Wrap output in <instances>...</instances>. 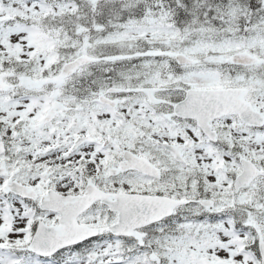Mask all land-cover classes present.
Wrapping results in <instances>:
<instances>
[{
  "label": "snow or ice",
  "instance_id": "1",
  "mask_svg": "<svg viewBox=\"0 0 264 264\" xmlns=\"http://www.w3.org/2000/svg\"><path fill=\"white\" fill-rule=\"evenodd\" d=\"M0 264H264V0H0Z\"/></svg>",
  "mask_w": 264,
  "mask_h": 264
}]
</instances>
